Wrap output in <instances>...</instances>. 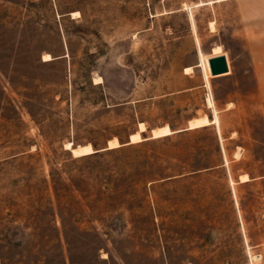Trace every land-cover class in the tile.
<instances>
[{"label":"rangeland","instance_id":"obj_1","mask_svg":"<svg viewBox=\"0 0 264 264\" xmlns=\"http://www.w3.org/2000/svg\"><path fill=\"white\" fill-rule=\"evenodd\" d=\"M263 176L264 0H0V264H264Z\"/></svg>","mask_w":264,"mask_h":264},{"label":"bare ground","instance_id":"obj_2","mask_svg":"<svg viewBox=\"0 0 264 264\" xmlns=\"http://www.w3.org/2000/svg\"><path fill=\"white\" fill-rule=\"evenodd\" d=\"M221 52L223 53V49H222V46L221 45H217V46H215V48H214V52H213V55H216L217 56V54H221ZM210 58L211 57H207V58H205L204 59V67H205V69H206V71L210 74V75H212L211 74V68H210V62H209V60H210ZM48 59H50V55H45V57H44V60H48ZM186 69L187 70H192L193 69V67L192 66H188V67H186ZM227 73H229V72H226V73H223V74H227ZM209 104H210V106L214 109V116L212 117V118H209L208 116H201V117H198V118H195L193 121H191V126H193V127H196V126H204V125H207V124H215V123H218L219 122V120H220V118H219V115H218V113H217V109L215 108V106H214V104H213V101H212V99H211V96H209ZM141 128H142V130H144L145 129V125L143 124V123H141ZM173 131H172V129L169 127V126H164V127H159V128H156V129H154V131H153V137L155 136V137H162V136H166L167 134H170V133H172ZM142 139V134H141V132H137V133H134V134H132V136H131V140L132 141H140ZM67 144V143H66ZM69 145H71V144H69ZM71 147V146H70ZM114 147V146H113ZM93 150V147H92V145L91 144H89V145H85V146H79V148H77L76 150H75V152L76 153H78V152H90V151H92ZM77 156V155H76ZM248 180H250V177H249V175L248 174H244L242 177H241V181L242 182H246V181H248Z\"/></svg>","mask_w":264,"mask_h":264},{"label":"water","instance_id":"obj_3","mask_svg":"<svg viewBox=\"0 0 264 264\" xmlns=\"http://www.w3.org/2000/svg\"><path fill=\"white\" fill-rule=\"evenodd\" d=\"M210 62V68H211V74L213 76H217V75H221L223 73H226L228 71H230V68H229V64H228V59H227V56L225 54H220V55H217V56H213L210 58L209 60ZM189 129L188 127L187 128H184V129H180V130H173L175 132H181L184 130H187ZM153 136V132L151 134L150 137ZM144 139H147L148 137L146 136H142ZM106 148H101V149H94L95 151H93L94 153L95 152H99V151H102V150H105Z\"/></svg>","mask_w":264,"mask_h":264},{"label":"trees","instance_id":"obj_4","mask_svg":"<svg viewBox=\"0 0 264 264\" xmlns=\"http://www.w3.org/2000/svg\"><path fill=\"white\" fill-rule=\"evenodd\" d=\"M210 118H212V117H210ZM204 127H206V126H204ZM90 154H93V152L92 153H90ZM83 156V155H82ZM218 165V164H217ZM216 164H214L213 166H217Z\"/></svg>","mask_w":264,"mask_h":264},{"label":"crops","instance_id":"obj_5","mask_svg":"<svg viewBox=\"0 0 264 264\" xmlns=\"http://www.w3.org/2000/svg\"><path fill=\"white\" fill-rule=\"evenodd\" d=\"M262 178H264V176L262 177ZM250 180H251V178H250ZM249 181V180H248ZM247 182V181H246Z\"/></svg>","mask_w":264,"mask_h":264}]
</instances>
